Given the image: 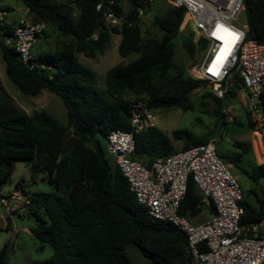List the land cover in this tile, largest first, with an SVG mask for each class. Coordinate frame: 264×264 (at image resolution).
<instances>
[{"label": "trees", "instance_id": "trees-1", "mask_svg": "<svg viewBox=\"0 0 264 264\" xmlns=\"http://www.w3.org/2000/svg\"><path fill=\"white\" fill-rule=\"evenodd\" d=\"M20 1L32 15L31 23H47L58 40L53 49L35 52L32 48L36 64L30 67L21 62L19 53L8 42L16 24L0 22V56L6 64V74L26 95L36 97L43 90L57 94L67 115V122L62 123L44 109L28 114L16 104L0 77V197L22 190L25 201L21 208L36 222L30 232L39 242L37 249L49 245L53 251L49 258L28 264H132L125 250L131 240L158 264H195L187 237L170 222L150 216L106 147L112 130L133 131V103L144 102L151 110L193 109L192 95L206 82L191 76L174 60V39L184 22L185 8L174 6L165 16L157 17L155 22L162 35L145 40L138 11L149 8V0H130L127 12L117 0V11L126 12V22L121 28H101L99 38L93 39L92 33L101 25L96 11L99 0ZM244 3L246 38L263 42L264 0ZM114 34L121 36L119 55L125 59L135 53L137 57L128 63L121 61L107 71L102 94L97 90L95 71L81 63L79 54L94 56L104 52ZM193 38L194 32L190 31L183 40L192 59L206 46L204 38L198 43ZM242 89L243 80L236 75L233 88L223 98L210 89L205 94L217 104L221 129L227 124L223 113L227 100ZM260 100L264 107V92ZM173 140H182V149H187L214 139L190 129H177L171 138L154 126L134 132V158L151 167L157 159L177 151ZM233 144L238 151L221 155L226 163L255 184L264 180V163H250L249 169L242 165L244 156L252 150L251 144L242 140ZM19 160L28 161L32 182L41 174L53 190L31 191L27 188L30 183L20 179L13 189L4 192ZM243 193L240 225L246 228L264 216V189L262 195L254 187L243 189ZM204 211L208 212V219L215 209L213 204L203 203V196L190 177L179 214L200 223L206 219L196 218ZM11 229L8 217L0 232ZM10 252L6 242L0 249V264H9Z\"/></svg>", "mask_w": 264, "mask_h": 264}, {"label": "built area", "instance_id": "built-area-1", "mask_svg": "<svg viewBox=\"0 0 264 264\" xmlns=\"http://www.w3.org/2000/svg\"><path fill=\"white\" fill-rule=\"evenodd\" d=\"M171 2L186 10L181 27L188 24L196 43L200 38L206 41L192 76L204 80L215 96L223 98L239 75L247 93L251 122L264 142V107L259 105L264 92V41L246 38L244 0ZM117 4V0L98 1L96 11L101 25L91 38L98 39L101 28L123 26L126 12L118 13ZM142 14L140 8L138 15ZM0 22H8L1 9ZM47 30L48 25L43 21L31 23L24 17L18 21L8 42L19 53L22 63L30 67L36 64L32 48ZM130 118L133 131L112 130L106 138V147L137 201L147 208L150 216L170 222L187 237L195 264H264V216L249 227L240 225L243 189L232 167L218 155L215 142L177 150L148 167L134 158V132L157 126L156 117L140 101L132 104ZM190 177L199 188L203 203L213 204L215 209L213 215L200 223L179 214ZM24 201L21 189L0 197L9 217L13 211L21 210Z\"/></svg>", "mask_w": 264, "mask_h": 264}, {"label": "rangeland", "instance_id": "rangeland-1", "mask_svg": "<svg viewBox=\"0 0 264 264\" xmlns=\"http://www.w3.org/2000/svg\"><path fill=\"white\" fill-rule=\"evenodd\" d=\"M124 10L127 12L130 9V0H121ZM149 8L143 10L141 15V27L143 37L148 39H159L162 31L156 24L157 17H163L167 12L174 7L171 0H149ZM0 8L7 10L6 16L10 20H14L26 16L28 21H33L32 15L28 9L21 3L20 0H0ZM190 27L185 24L177 37L174 39V60L178 65L183 66L186 71L192 76L196 71L198 63L203 55V51H198L192 59L188 52L183 47V40L190 33ZM46 37L35 45V52L46 51L53 49L57 43L58 35L51 28L47 30ZM120 35L114 34L104 52H98L94 56H86L79 54V59L82 64L91 68L96 73L97 90L105 94V82L107 79V71L114 65L124 61L131 62L137 57V54L132 53L123 59L118 53V45ZM195 36L193 41H195ZM0 77L7 91L14 98L17 105H19L28 114H33L40 110H45L60 122H67L66 107L62 99L55 93L49 90H43L39 96L33 97L22 93L16 85L9 79L6 74V64L0 56ZM210 92L207 84L203 83L193 93L192 100L194 107L192 110L184 111L179 107L175 108H159L153 110L157 120V127L163 130L168 136L172 138L173 131L177 129H190L198 135H209L215 142V147L218 155L226 163V160L221 155L231 154L238 151L233 144L235 140H242L248 142V134L254 130L251 125L250 113L247 109L246 97L239 91L235 96L227 100L223 113L226 114V122L224 128L221 129L219 115L216 113L217 104L211 96H205ZM205 96V97H204ZM239 122V123H237ZM221 129V130H220ZM254 132V131H253ZM221 134V135H220ZM176 150L183 147L182 140H173ZM253 156L248 155L244 163L252 162ZM229 164V163H228ZM230 165V164H229ZM231 166V165H230ZM232 167V166H231ZM232 172L236 174L237 179L244 191L253 188L262 195L264 189V180L258 184L250 181L247 176L241 172H237L235 167L231 168ZM24 179L28 184L27 188L31 191H51L53 186L47 181L43 180L41 174L37 175L35 181H31V168L28 161L19 160L15 163V168L12 175L4 185V192L14 188L17 181ZM252 198V196H251ZM13 211L14 220L12 226L17 227V235L13 238L12 229L0 232V249L8 242L10 245L9 264H28L34 260H44L49 258L53 251L49 245H46L43 250H38V240L30 232L31 226H35L34 217L28 216L23 208ZM12 213V214H13ZM20 213V214H19ZM9 215L6 213L4 207L0 203V226L8 221ZM208 217V212L204 211L197 219V221L204 220Z\"/></svg>", "mask_w": 264, "mask_h": 264}, {"label": "crops", "instance_id": "crops-1", "mask_svg": "<svg viewBox=\"0 0 264 264\" xmlns=\"http://www.w3.org/2000/svg\"><path fill=\"white\" fill-rule=\"evenodd\" d=\"M0 9H4V8H0ZM5 10V9H4ZM7 10H5V12H6ZM22 17H24L25 19H26V16H22ZM22 17H20V18H18V19H16V22H15V24H17L18 23V21L22 18ZM6 20L9 22V23H14L12 20H10V19H8L7 18V16H6ZM27 20V19H26ZM121 38V37H120ZM119 42H120V40H119ZM39 43V41L35 44V45H37ZM35 45H34V47H33V51H35L34 49H35ZM240 91H244V89H242V90H240ZM239 93V92H238ZM243 94L245 97H246V92L244 91V92H240V94ZM254 131V132H253ZM252 132H250L249 134H248V138L249 139H247L248 140V142L251 144V148H252V150H251V152L249 153V154H247V155H245L244 156V159H243V162H242V165L244 166V167H246V168H250V163H255V164H258V163H264V142H263V140L261 139V137H260V135H259V133L255 130V128H254V130H253ZM248 155H252L253 156V158H252V162H248V163H244V160H245V158L248 156ZM230 164V163H229ZM231 166H232V168L234 167V165H232V164H230ZM18 212H22V211H18ZM14 214L15 213H13V214H11L10 215V218H11V221H13L14 220ZM20 214V213H19ZM6 225V223H4V225L3 226H5ZM31 227H33V226H31ZM13 229L16 231V235H17V227H13Z\"/></svg>", "mask_w": 264, "mask_h": 264}, {"label": "water", "instance_id": "water-1", "mask_svg": "<svg viewBox=\"0 0 264 264\" xmlns=\"http://www.w3.org/2000/svg\"><path fill=\"white\" fill-rule=\"evenodd\" d=\"M262 106V103L259 104ZM13 238L16 236V231L12 229ZM125 250L128 253L132 264H158L155 260L148 255L143 247L136 241H128L125 245Z\"/></svg>", "mask_w": 264, "mask_h": 264}]
</instances>
